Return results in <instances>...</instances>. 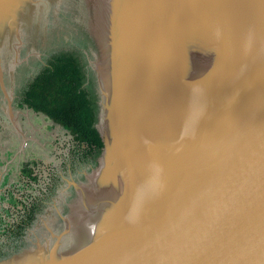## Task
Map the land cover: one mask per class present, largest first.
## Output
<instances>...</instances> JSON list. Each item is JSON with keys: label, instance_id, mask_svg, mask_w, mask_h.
<instances>
[{"label": "water", "instance_id": "95a60500", "mask_svg": "<svg viewBox=\"0 0 264 264\" xmlns=\"http://www.w3.org/2000/svg\"><path fill=\"white\" fill-rule=\"evenodd\" d=\"M3 1L1 86L32 0ZM104 1L102 149L71 182L101 221L0 264H264V0Z\"/></svg>", "mask_w": 264, "mask_h": 264}, {"label": "flooded vegetation", "instance_id": "af4514ba", "mask_svg": "<svg viewBox=\"0 0 264 264\" xmlns=\"http://www.w3.org/2000/svg\"><path fill=\"white\" fill-rule=\"evenodd\" d=\"M105 7L103 0H32L19 19L20 43H16L18 47L16 53L14 50L11 55L7 54L5 57L2 85L6 84V78L10 83L12 68L15 69L13 74L16 67L20 69L27 65H37L38 71L29 79H25L26 85L19 95L10 91L8 94L6 87L0 85L1 109L10 122L14 117L23 118L25 124L30 125L32 136L38 134L39 128H48L52 125L56 128L50 131L44 130L40 141L29 136L21 137V140L34 141L33 144L37 148L41 147L42 157L33 155L32 158L24 161L18 171L12 169L0 171V260L34 247L36 242H43L51 234L64 230L66 221L72 216V211L82 204L83 200L81 201L80 194L71 182L77 185L86 184L88 175L96 169L102 147L97 149L95 146L82 145L60 124L29 108L24 102V93L37 73L47 67L49 60H52L51 57L58 53L53 52L45 56L41 52H35L34 48L38 47L37 40L45 41V36H49L44 32L60 29L59 18L64 15L70 16L74 11L76 13L74 16L78 17L73 22L77 27L74 31L78 32V39H73L76 40L73 43V40L63 36L66 47L61 51L77 57L84 70L85 87L91 82L96 84V97L86 87L95 104L96 119L99 99L97 74L104 52L99 27L97 30V25L99 26L97 21L101 14L104 15ZM36 36L39 38L36 39ZM60 38L61 35L56 32L58 42ZM52 42L57 44L55 41ZM13 62L16 63L12 65ZM13 107L17 108L14 115H12ZM28 111L39 119L37 121L24 119L26 114L29 116ZM3 128L0 122V130ZM45 150L52 151L55 161L43 158L47 155ZM52 227H55V230Z\"/></svg>", "mask_w": 264, "mask_h": 264}, {"label": "trees", "instance_id": "16d2710c", "mask_svg": "<svg viewBox=\"0 0 264 264\" xmlns=\"http://www.w3.org/2000/svg\"><path fill=\"white\" fill-rule=\"evenodd\" d=\"M31 82L24 102L60 124L82 145L102 147L95 124V104L84 86V70L73 54L58 52Z\"/></svg>", "mask_w": 264, "mask_h": 264}, {"label": "rangeland", "instance_id": "374dc122", "mask_svg": "<svg viewBox=\"0 0 264 264\" xmlns=\"http://www.w3.org/2000/svg\"><path fill=\"white\" fill-rule=\"evenodd\" d=\"M74 15H76V13L72 11V14L70 16L64 15L63 17H60L58 20L60 22V26H59L60 29L56 28L53 31L49 30V31L44 32L47 36H49V37L45 36L44 38L45 41L41 42L40 39H38L39 37L36 36V39H38L36 43L38 47L34 48L35 52H41L45 56H47L53 52L54 53L59 52L66 47V44L63 43V36L68 37L70 40H73L75 38L78 39V32L74 31L77 27L73 23L74 20L77 19L78 17L76 18ZM56 32L59 33L62 38V39L61 38L59 39V42L56 39ZM52 41H55L57 44H54ZM75 41L76 40H73V43ZM16 65L17 64H15L14 67H16ZM14 70L15 69L13 68L11 70L12 76H10V79H11L10 83H8V78H6V84L3 86L6 87V91L8 92V94L10 91L12 94L19 95L21 94L23 88L26 85L27 78L29 79L31 76H33L38 71V66L37 65L28 66L27 65V66L21 67L20 69L16 67V71L13 74ZM86 87L94 97L97 96L96 94L97 86L95 83L91 82V84H87ZM1 108L2 106L0 105V122L2 123L4 128L0 130V171H4L5 169H7V171L9 169H12L13 171H18L19 168H21V166L23 165V163H25L24 161L32 158L33 155L37 154L40 157H42L43 155L40 152L41 147L37 148L33 144L34 141H31L29 139L21 140V137L29 136L30 138L32 137V139L36 141H40V136L43 135L44 130L45 131L54 130V128L56 127L55 125L54 126L52 125L48 128H39V132L37 131L38 134H34V131H33L34 136H32L30 135V132H31L30 125L25 124L26 121L23 120V118L16 119L13 116L14 118H12V121L10 122L8 119V116L6 115V113L2 111ZM16 111H17V108L13 107L12 115H14ZM28 113H29V116H27L26 114L24 119L30 118V120L32 121H37L39 119L36 117L35 114H32L30 111H28ZM41 118L43 117L41 116ZM44 140H46V138H44ZM45 152H46L45 154H47V155H44L43 157L45 160L55 161L51 150H48V151L45 150ZM72 223H73L72 230H74L75 229L74 222L72 221ZM52 228L54 229L55 227H52ZM38 243H41V241H38ZM8 257L10 256L5 257L4 259Z\"/></svg>", "mask_w": 264, "mask_h": 264}, {"label": "bare ground", "instance_id": "6f19581e", "mask_svg": "<svg viewBox=\"0 0 264 264\" xmlns=\"http://www.w3.org/2000/svg\"><path fill=\"white\" fill-rule=\"evenodd\" d=\"M3 1V0H2ZM104 1V0H103ZM4 2V1H3ZM82 2V1H81ZM87 2V1H86ZM102 2V1H101ZM33 3V2H31ZM104 4V3H103ZM99 5V4H98ZM97 6V5H96ZM99 7V6H98ZM103 7V6H101ZM100 7V8H101ZM95 9V8H94ZM93 10V9H92ZM97 10V9H96ZM94 13V12H93ZM92 13V14H93ZM104 13V12H103ZM21 14V12H18V16ZM94 15V14H93ZM96 15V14H95ZM94 18V17H93ZM95 19V18H94ZM1 21V19H0ZM96 21V20H95ZM99 26L97 25V30H98V27L100 30H103L105 31V27H106V22H105V15H100L99 17V21H97ZM96 23V22H95ZM94 24V23H93ZM94 26V25H93ZM91 27V26H90ZM95 27V26H94ZM93 27V28H94ZM96 30V31H97ZM98 33V32H97ZM5 37V33L3 31V29L1 28L0 26V39L4 38ZM192 62L195 63V60L192 59ZM200 65L201 67H197L195 66V68H190L187 66H185V69H184V74L186 75H189V73L191 72L190 75L194 74V73H200V72H203L204 71V67H205V64H202L200 62ZM208 66V65H207ZM193 69V70H192ZM193 80V79H191ZM190 82H193L191 81ZM194 82H195V79H194ZM193 82V83H194ZM116 196V198L118 199L119 197V192L116 191L114 193ZM114 197V198H115ZM107 198V196L105 197ZM116 198H115V203H116ZM84 199L85 201L80 205V206H77L73 211H72V220L70 221V229L72 231V227H73V223H71L72 221L74 222V232H75V238L77 237H80L84 232H86L87 230H89L90 228L93 227V225L99 221H101L100 219V213L103 212V204L99 201V200H95V203L93 204L86 196H84ZM91 206H90V205ZM93 206V208H92ZM103 210V211H102ZM70 218V219H71ZM87 223V225H86ZM22 259L18 260L17 262H15L14 264H19L21 262Z\"/></svg>", "mask_w": 264, "mask_h": 264}]
</instances>
